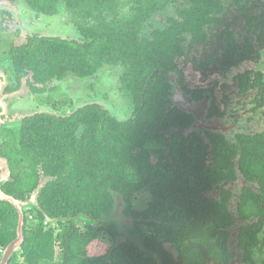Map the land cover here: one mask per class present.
I'll use <instances>...</instances> for the list:
<instances>
[{"label":"flooded vegetation","instance_id":"af4514ba","mask_svg":"<svg viewBox=\"0 0 264 264\" xmlns=\"http://www.w3.org/2000/svg\"><path fill=\"white\" fill-rule=\"evenodd\" d=\"M8 1L15 12L0 8V159L16 167L9 180L13 174L20 177L25 169L35 168L36 186L41 178H51L41 174L36 158L29 157L37 146L28 142L26 122L35 125L51 116L66 120L63 123L74 131L81 130L86 124L85 108L92 106L118 122L134 120L147 99L137 97L135 91L124 92L125 84H168L165 97L152 99L160 103L164 128L152 132L143 148L132 150L136 161L130 166L132 174L139 177L133 168L140 163L144 168L161 161L165 167L181 166L190 169L195 193L226 199L227 210L235 217L254 214L255 208L243 202L242 193L253 190L248 185L255 186L257 194L264 196V191L261 180L255 178L257 171L249 173L254 178L246 176L239 155L264 149V0H49L44 11L25 0ZM101 3L111 6L105 11L106 32L99 26L102 19L93 17L99 10L90 8ZM56 23L67 29L32 32L39 24ZM43 37L50 47L39 54L36 40ZM105 38L109 58L85 69L84 57L76 54L79 62L74 65L73 49L85 51L87 44ZM28 44L34 47L33 62L26 59L31 54ZM104 76L128 98L132 112L127 119H117L102 105L106 95L103 86L96 84H102ZM78 79L91 85L89 100L63 90V84ZM185 162L191 164L187 167ZM231 165L234 177L225 178ZM200 182L211 187L201 188ZM143 192L148 194L145 206L135 208L136 195L141 193L135 192L126 209L138 220L140 231L145 229L140 217L151 200L149 192ZM235 226L230 228L232 254L227 263L248 264Z\"/></svg>","mask_w":264,"mask_h":264},{"label":"trees","instance_id":"16d2710c","mask_svg":"<svg viewBox=\"0 0 264 264\" xmlns=\"http://www.w3.org/2000/svg\"><path fill=\"white\" fill-rule=\"evenodd\" d=\"M25 1L44 11L49 0ZM90 8L99 10L93 17L102 19L99 26L106 32L105 11L111 6L101 3ZM43 38L45 40H36L39 54H45L50 47L48 39ZM105 45H109L106 38L87 44L85 51L73 49L74 65L79 62L77 54L82 60L84 57L85 69H93L96 61L109 58ZM28 47L31 54L26 55V59L33 62L34 47L31 44ZM169 88L168 84H125L124 92L135 91L137 97L147 99L134 120L118 122L111 119L106 111L92 106L85 108L86 124L81 130L74 131L63 123L66 120L56 121L51 116L46 122L38 120L35 125L26 122L24 129L31 135L28 142L37 146L29 157L36 158L35 163H41V174L51 178L38 194L39 209L25 211L24 242L8 264H155L152 258H145L143 251L134 243L117 239L119 231L116 225L96 221L110 212L114 205L113 193L116 192L125 203L124 214L133 217L126 213V209L131 205L133 194L145 190L151 195L149 206L140 217L143 220H139L145 229H138L137 220L136 230L146 236L145 245L158 255L160 264H228L232 254L228 238L230 228L235 223L237 225L236 220L241 223L238 228L239 246L244 249L247 263L254 264L253 251L255 248L264 249V196L257 194L255 186L248 185L253 190L248 188L242 193L243 202L250 203L255 212L241 218L229 213L226 199L220 201L199 191L195 193L190 169L175 165L165 167L161 161L147 164L145 168L140 163L133 168L139 177L132 174L130 166L136 162L132 158V150L143 148L152 132L164 128L160 103L152 99L165 97ZM100 111L103 114L96 117ZM231 156L235 153L232 152ZM241 158L246 176L254 178L249 173L257 171L255 178L261 180L260 186L264 191V149L262 152L245 150L241 157L239 155V160ZM183 164L188 167L191 162ZM15 168L11 162L10 175ZM229 172L225 178L234 177L232 165ZM38 175L36 168L33 171L25 169L20 177L13 174L11 180L9 178L2 183L1 190L16 199L28 200L24 197L37 188ZM213 178L215 182L219 179ZM18 180L21 183L18 184ZM198 186L211 187L205 182ZM44 213L54 218L81 214L90 221L86 223V231L82 232L76 225L78 221H62L54 225L46 222ZM17 222L16 209L9 202L0 201L1 251L15 239ZM166 245H170L176 255Z\"/></svg>","mask_w":264,"mask_h":264},{"label":"water","instance_id":"95a60500","mask_svg":"<svg viewBox=\"0 0 264 264\" xmlns=\"http://www.w3.org/2000/svg\"><path fill=\"white\" fill-rule=\"evenodd\" d=\"M0 8L9 9L10 11L15 12L14 5H12L8 0L0 1ZM17 17V15H16ZM21 18V17H20ZM179 93L177 95V98ZM177 98L175 97L174 103H176ZM191 105H187L186 107H190ZM192 111V107L189 109ZM19 121V119L17 120ZM10 171L7 165V160L1 158L0 159V201L9 202L18 213V222L16 229V237L11 242H9L2 250V254L0 257V264H8L10 259L14 254L18 253L21 250V245L24 242V218L25 211L28 208H36L39 209L37 197L47 182L48 179L41 178L37 188L33 191L28 200H19L13 197L12 195L6 194L1 190V184L9 179ZM114 197V205L108 214L101 216L98 222L103 223L104 225L114 224L116 225L117 230L119 231V236L117 239L121 241L134 243L137 247H139L145 258H152L155 264H160V260L158 255L153 252L151 249L146 247L145 245V235H142L139 231L136 230V221L137 219L132 216H126L124 214L125 203L122 199L120 193H113ZM45 214V213H44ZM45 220L47 223L58 224L62 221H80L84 220L86 223H89L90 219L84 215L79 214L76 217H49L45 214ZM237 225L235 226V231L238 230L240 226V220H236ZM231 264L232 261H231Z\"/></svg>","mask_w":264,"mask_h":264},{"label":"rangeland","instance_id":"374dc122","mask_svg":"<svg viewBox=\"0 0 264 264\" xmlns=\"http://www.w3.org/2000/svg\"><path fill=\"white\" fill-rule=\"evenodd\" d=\"M62 20V19H61ZM43 22L46 21L45 19L42 20ZM58 23L51 24V25H37L36 28H33L32 32H39L48 34V29L50 30V33H54L55 31H65L67 29L65 25L59 24L60 26L56 27ZM102 84H96L103 86V93L106 95L105 98V104L104 107L111 112L112 115H114L119 120H125L127 119L132 112L130 102L128 98L124 95L122 91L118 89L117 84H114V87H112V84L108 81V79L104 76ZM91 85L88 81L84 79H78L74 81H69L68 84H63V90L73 96L76 99H84L89 100L92 95V90L90 89ZM99 95V94H97ZM96 96V95H95ZM101 97V95H99ZM23 108H28L27 105L23 103H18ZM148 199V194L146 192H141L140 194L136 195L135 200V208H143L145 206V200ZM79 229L84 232L86 231L85 226L86 222L84 220H80L76 224ZM264 229V228H263ZM259 237H262V233L259 234ZM166 247L173 252L176 255V251L170 246L166 245ZM1 249H0V257H1ZM264 259V249L260 250L258 248H255L253 251V261L254 264H262V261Z\"/></svg>","mask_w":264,"mask_h":264}]
</instances>
